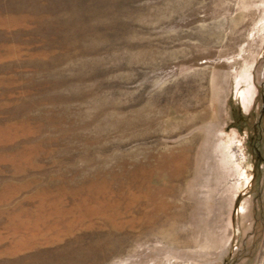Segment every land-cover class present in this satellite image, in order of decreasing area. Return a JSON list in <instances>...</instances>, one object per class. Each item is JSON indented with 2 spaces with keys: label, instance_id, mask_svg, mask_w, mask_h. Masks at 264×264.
Returning <instances> with one entry per match:
<instances>
[{
  "label": "rangeland",
  "instance_id": "rangeland-1",
  "mask_svg": "<svg viewBox=\"0 0 264 264\" xmlns=\"http://www.w3.org/2000/svg\"><path fill=\"white\" fill-rule=\"evenodd\" d=\"M1 155L0 236L105 180L161 216L100 264H264V0H0ZM180 214L183 246L157 235Z\"/></svg>",
  "mask_w": 264,
  "mask_h": 264
},
{
  "label": "bare ground",
  "instance_id": "bare-ground-1",
  "mask_svg": "<svg viewBox=\"0 0 264 264\" xmlns=\"http://www.w3.org/2000/svg\"><path fill=\"white\" fill-rule=\"evenodd\" d=\"M0 157L7 158V155ZM107 185V182L103 180L96 193L87 195L84 200L87 201L89 207H81L80 203H74L73 207H66L63 198L58 199V195L55 201H51L53 193L43 194V202L40 206L13 207L10 213L14 215H11V224L6 228L11 232L6 236H0V246L5 244L4 253L0 252V255L15 257L32 253L31 258L34 259L32 264H35L36 261H40L41 257H51L52 254H56L55 252L70 254V257L74 259L93 254L96 260L94 263L100 264L106 256L122 252L123 241L129 239L126 235L129 228L140 227L144 219H147L143 230H147L145 235L150 233L156 226L155 224L160 221V207L155 208L153 213L144 214L142 207H134L143 200L142 193L134 194L131 191L128 194L124 191L110 193ZM118 187L121 186L118 185ZM49 202L50 207H44ZM157 210L158 213H156ZM179 219V225L176 224L169 228H165L166 223L161 225L157 235L171 244H182L183 246L185 245L183 241L187 236L184 215L180 214ZM101 222L103 226H100ZM103 229L107 230L102 234L103 238L83 235L85 230L90 231L89 233H96ZM68 240L72 244H65ZM103 245L106 249L100 251ZM42 248L51 249L40 251ZM49 263L64 264L62 258H54ZM65 264H82V261L76 263L69 261Z\"/></svg>",
  "mask_w": 264,
  "mask_h": 264
}]
</instances>
